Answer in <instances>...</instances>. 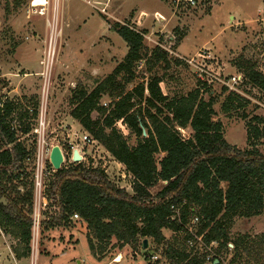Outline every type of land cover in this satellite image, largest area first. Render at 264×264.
<instances>
[{
    "label": "trees",
    "instance_id": "1",
    "mask_svg": "<svg viewBox=\"0 0 264 264\" xmlns=\"http://www.w3.org/2000/svg\"><path fill=\"white\" fill-rule=\"evenodd\" d=\"M113 28L126 43L125 56L91 90L81 84L71 90L69 115L124 167L132 191L117 187L101 168L82 162L63 166L45 187L46 206L56 211L49 226H64L77 214L85 223L91 252L94 241L101 253L112 238L122 244L151 238L164 245L162 230L169 229L180 236L163 247L169 264H213L215 259L217 264H264V232L232 237L229 231L235 217L264 214V153L258 147L264 145V118L253 115L247 120V146L240 149L225 140L221 122L214 120L213 94L202 98L197 88L168 98L157 76L127 89L136 63L165 60L166 52L157 46L148 52L143 36L129 26ZM235 66L242 84L256 89L264 106V74L249 60ZM103 98L109 100L105 106ZM241 102L250 100L230 92L222 109ZM38 103H32L31 112L12 98L0 106V229L20 245L13 247L17 259L30 251L33 209L31 149L19 137L31 131ZM247 117L242 114V119ZM118 122L136 136L135 145L128 144ZM184 129L190 130L187 137L180 132ZM158 183L162 187L152 195L150 189ZM172 204L180 207V222L170 219ZM194 215L199 216L195 235L205 245L214 243L210 260V252L187 247L193 236L183 226Z\"/></svg>",
    "mask_w": 264,
    "mask_h": 264
},
{
    "label": "rangeland",
    "instance_id": "2",
    "mask_svg": "<svg viewBox=\"0 0 264 264\" xmlns=\"http://www.w3.org/2000/svg\"><path fill=\"white\" fill-rule=\"evenodd\" d=\"M34 1L0 0V96L16 101L22 97L27 106L40 102L42 80L34 72L41 69L39 61L44 56L45 42L52 38L56 44L46 97L48 138L57 136L64 142L67 133L90 136L83 129H72L70 123H65L71 108L70 94L77 84L89 91L95 81L122 61L127 46L114 31L116 24L143 32L147 36L144 45L148 52L155 46L166 52L165 60L136 63L135 78L127 89L137 84L146 85L157 76L162 80L159 87L168 98L186 95L197 88L202 98L213 94L216 96L214 120L221 122L225 140L240 149L247 146V120L253 115L264 118V106L257 101L260 94L242 84L243 75L235 66L236 61L249 60L264 74V0H45L44 4L32 6ZM199 51L206 52L212 60L201 62L194 57ZM191 58L221 78L239 75L241 81L234 92L250 103H232L228 111L223 110V101L232 91L223 90L219 83L203 85L196 67L181 62V59ZM103 102L107 104L109 100L103 98ZM243 113L248 114L247 119H242ZM95 116L94 113L92 117ZM117 127L130 146L136 144V136L126 126L117 124ZM65 129L67 132H63ZM180 132L183 137L190 134L189 129ZM30 134L20 135L19 139L33 154L35 145ZM258 147L264 153V145ZM83 152L85 167L103 169L113 184L131 193L132 178L97 141ZM47 172L43 179L45 186L55 170L50 165ZM161 187L162 183L155 185L150 189L151 194ZM54 212L55 209L47 206L40 210L38 223L31 230L26 258L15 257L13 247L20 245L0 229V264H169L162 255L163 247L167 242L180 239L171 230L163 229L164 245L146 238L147 248L143 249V238L123 244L112 238L101 253L99 243L94 241L96 248L91 252L85 223L71 216L68 224L50 227L49 218ZM250 218L235 217L230 235L263 233L264 217ZM152 255L157 259L151 260Z\"/></svg>",
    "mask_w": 264,
    "mask_h": 264
},
{
    "label": "built area",
    "instance_id": "3",
    "mask_svg": "<svg viewBox=\"0 0 264 264\" xmlns=\"http://www.w3.org/2000/svg\"><path fill=\"white\" fill-rule=\"evenodd\" d=\"M188 2H193V0H188ZM162 18V16H160ZM136 32H139L143 38L147 37L145 34L141 33L138 30H135ZM53 34H51L52 36ZM56 41V40H55ZM55 44L56 42H53V39H48V41L45 42L44 47V56L39 61L41 69L38 71L37 75L42 80L41 85V98L40 102L38 104V108L36 111L35 118L31 119V122H34L33 125H31V133L30 135L33 136L32 144H34L33 154H31V163H32V181H33V209H32V227L35 228V224L38 223V217L39 212L43 208V206H46V198H45V184H44V178L48 174V159L51 147L53 145H58L61 149L62 155H63V161L62 164L64 167L67 166V164L74 163L72 161V153L76 149L78 150L81 160L80 162L84 161L85 159V147L91 146L95 142L92 137H90L87 134H82L81 136L79 134L72 133V136L67 134V138L64 142H60V140L57 138V136H53L54 138H48L46 135L47 130V91L50 87V79H51V73H52V67L54 63V57H55ZM194 57L199 58L201 62H204L203 59L212 60V58L209 57V55L205 52H198ZM193 57V58H194ZM191 58L190 60L181 59L182 61H185L187 64L191 66H195L198 75H199V81L205 84H212V83H219L226 87L229 91L236 92L237 86L239 85L241 81V77L239 75H234L229 78H221V75H218V73L213 72L212 70H209L207 66H203L202 63L198 61H194V59ZM194 61V63H193ZM204 67V68H203ZM5 97L0 96V106H2L3 101L5 100ZM103 105L105 106L106 103L103 102ZM29 112H31V109H28ZM119 126L123 127L124 125L121 122L117 123ZM59 140V141H58ZM77 141L81 143L79 146ZM46 161V164H45ZM50 164V163H49ZM50 169V168H49ZM45 186V187H44ZM172 210V215L170 217L171 220H176L177 222H180V207L176 205L170 206ZM73 218H78L77 214L72 215ZM199 221V216L194 215L189 220V222L183 226V229L189 232L193 239H188L186 241L187 247L189 249H193L194 251L199 248V250H206L207 252H210V256L208 255L207 260H210L212 258L213 254L211 252V248L214 245V243H210L209 245H205L203 241L201 240L200 236L195 235V225ZM181 234V233H179ZM229 247H232V245L229 243ZM151 260H156L157 256L152 255L150 256ZM209 264V263H205Z\"/></svg>",
    "mask_w": 264,
    "mask_h": 264
},
{
    "label": "water",
    "instance_id": "4",
    "mask_svg": "<svg viewBox=\"0 0 264 264\" xmlns=\"http://www.w3.org/2000/svg\"><path fill=\"white\" fill-rule=\"evenodd\" d=\"M143 135H145L144 130H143ZM48 160H49V163L54 170H59L61 168V164L63 161V155H62L61 149L58 145H53L51 147V150H50V153L48 156ZM80 160H81V156H80L78 150L75 149L72 153V161L74 163H77V162H80ZM142 247H143V249L147 248L146 238L143 239V241H142ZM217 262H218V260L215 259L213 261V264H217Z\"/></svg>",
    "mask_w": 264,
    "mask_h": 264
},
{
    "label": "crops",
    "instance_id": "5",
    "mask_svg": "<svg viewBox=\"0 0 264 264\" xmlns=\"http://www.w3.org/2000/svg\"><path fill=\"white\" fill-rule=\"evenodd\" d=\"M37 73H38V71H36V72H34V75L35 76H38L37 75ZM103 78V77H102ZM101 78V79H102ZM100 80V79H99ZM99 80H97V81H95V83L93 84V87L96 85V83L99 81ZM92 87V88H93ZM91 88V89H92ZM86 89V88H85ZM90 89V90H91ZM14 101H16L14 98H12ZM23 100V98L22 97H20V99L18 100V102L19 101H22ZM24 107H27V109H30V106H27V105H25L24 103H23V101L22 102H20ZM70 105V104H69ZM70 107H71V105H70ZM48 114V113H47ZM66 122V124L67 123H70V126L72 127V129L74 128V127H76V129H79V130H81L82 128H81V126L78 124V122L76 121V120H74V119H72L71 118V116L69 115V113H68V115H67V117H66V120H65ZM65 124V125H66ZM61 127H63V126H61ZM72 129H70L71 131H72ZM69 131V130H68ZM63 132H67V129H65V130H63ZM67 134H69V135H71L70 133H67ZM80 146V145H79ZM121 165V164H120ZM257 218H259V217H261V218H263L264 217V214H261V215H258V216H256ZM251 219V218H250ZM264 232V231H263ZM116 263H118L117 261H115Z\"/></svg>",
    "mask_w": 264,
    "mask_h": 264
},
{
    "label": "bare ground",
    "instance_id": "6",
    "mask_svg": "<svg viewBox=\"0 0 264 264\" xmlns=\"http://www.w3.org/2000/svg\"><path fill=\"white\" fill-rule=\"evenodd\" d=\"M44 3H46L45 0H35V1L32 3V6H35V5H37V4H44Z\"/></svg>",
    "mask_w": 264,
    "mask_h": 264
}]
</instances>
